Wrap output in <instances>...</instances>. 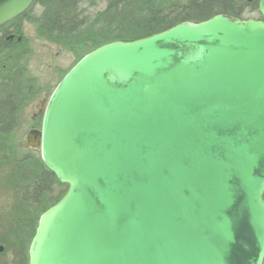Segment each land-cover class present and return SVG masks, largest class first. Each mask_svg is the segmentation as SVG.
<instances>
[{"label": "water", "instance_id": "1", "mask_svg": "<svg viewBox=\"0 0 264 264\" xmlns=\"http://www.w3.org/2000/svg\"><path fill=\"white\" fill-rule=\"evenodd\" d=\"M34 2L0 0V27ZM258 2L261 20L184 22L65 75L26 139L69 187L40 217L29 264L264 263Z\"/></svg>", "mask_w": 264, "mask_h": 264}, {"label": "trees", "instance_id": "2", "mask_svg": "<svg viewBox=\"0 0 264 264\" xmlns=\"http://www.w3.org/2000/svg\"><path fill=\"white\" fill-rule=\"evenodd\" d=\"M88 0H35L31 8L0 27V264H29L39 219L68 192L44 165L39 149L26 146V123L41 129L43 115L28 123V110L48 101L60 81L87 54L114 42H133L181 23H201L217 15L261 20L258 0H103L106 8L84 13ZM23 23L38 40L68 52L72 65L55 69V84L32 73L34 50ZM264 264V263H263Z\"/></svg>", "mask_w": 264, "mask_h": 264}, {"label": "rangeland", "instance_id": "3", "mask_svg": "<svg viewBox=\"0 0 264 264\" xmlns=\"http://www.w3.org/2000/svg\"><path fill=\"white\" fill-rule=\"evenodd\" d=\"M84 13L94 15L99 11H103L106 8V3L103 0H88L82 6ZM24 27V34L30 40L31 47L34 50V59L31 62L32 73L37 76L42 83L51 82L55 84L57 76L53 77L55 69L66 70L69 68L74 59L73 56L64 51H59V48L38 40L34 27L28 23L22 24ZM46 98L39 101L35 106L28 110L27 121H37L38 117L43 115L46 107ZM39 130V128H33ZM30 133L28 124H24L21 129V134L27 139Z\"/></svg>", "mask_w": 264, "mask_h": 264}, {"label": "clouds", "instance_id": "4", "mask_svg": "<svg viewBox=\"0 0 264 264\" xmlns=\"http://www.w3.org/2000/svg\"><path fill=\"white\" fill-rule=\"evenodd\" d=\"M197 58H200L199 56Z\"/></svg>", "mask_w": 264, "mask_h": 264}]
</instances>
